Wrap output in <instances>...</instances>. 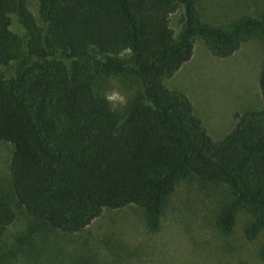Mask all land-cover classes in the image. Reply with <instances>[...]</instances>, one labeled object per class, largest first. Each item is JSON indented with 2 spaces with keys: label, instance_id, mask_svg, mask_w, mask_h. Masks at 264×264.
I'll return each instance as SVG.
<instances>
[{
  "label": "trees",
  "instance_id": "obj_1",
  "mask_svg": "<svg viewBox=\"0 0 264 264\" xmlns=\"http://www.w3.org/2000/svg\"><path fill=\"white\" fill-rule=\"evenodd\" d=\"M37 3L38 21L25 0H0V141L11 146L0 236L18 211L34 231L74 233L102 209L129 205L156 231L187 177L227 186L224 232L239 210L246 237L264 229V108L235 114L214 141L189 99L164 84L196 38L218 58L264 41V15L223 26L203 22L196 0ZM113 82L124 93L118 104L107 95ZM258 86L264 104V51Z\"/></svg>",
  "mask_w": 264,
  "mask_h": 264
},
{
  "label": "rangeland",
  "instance_id": "obj_2",
  "mask_svg": "<svg viewBox=\"0 0 264 264\" xmlns=\"http://www.w3.org/2000/svg\"><path fill=\"white\" fill-rule=\"evenodd\" d=\"M36 21L37 0H25ZM201 20L227 26L242 16L264 15V0H196ZM177 31L179 11L169 15ZM264 51L259 37L242 42L229 56H212L199 38L192 55L168 79L166 87L181 91L212 140L234 125L235 114L264 108L258 75ZM113 104L124 100L116 82L107 92ZM11 153L0 141V182L7 179ZM5 185V184H4ZM231 199L226 185L194 178L180 179L163 208L160 226L147 229L140 207L104 208L82 230H32L18 211L0 236V264H264V229L248 238V214L239 210L229 231L219 225L221 208Z\"/></svg>",
  "mask_w": 264,
  "mask_h": 264
}]
</instances>
